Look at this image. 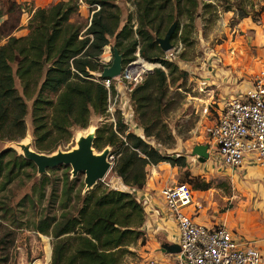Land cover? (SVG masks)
I'll return each instance as SVG.
<instances>
[{
  "label": "rangeland",
  "instance_id": "374dc122",
  "mask_svg": "<svg viewBox=\"0 0 264 264\" xmlns=\"http://www.w3.org/2000/svg\"><path fill=\"white\" fill-rule=\"evenodd\" d=\"M4 1L0 0V7H3ZM111 1L117 5L120 11L119 29L127 24L134 31L137 26L134 0ZM197 3L196 12L193 14L192 31L187 41L178 39V35L180 30L182 28L184 30L185 25L190 24V22H188L186 16L177 15L173 21V23H180L177 37L174 38L172 35L169 50L165 51L160 48L161 58L165 59L170 66L166 67L158 61L150 62L141 56L138 57L143 59L144 63L152 65L153 71L158 68L164 70L166 80L162 88L152 90L151 101L143 106V112L146 113L145 120L144 114L140 115V112L136 110L137 105L133 100L131 106L133 108V118L142 129V136L140 137L143 141L150 147L153 146L161 154L184 155L186 162L188 158L189 164L187 162L185 167L176 166L179 172L178 182H185L191 187H194L195 184L202 185L206 183L208 188L199 190L213 192L211 200L215 201L214 205L219 213H222L235 207L240 200L239 198H241L240 192L243 191L242 185L245 182L243 184L241 179L232 181L229 179L230 171L238 172L237 168L215 165V159L213 158H210L207 164H203L208 159L201 161L197 155L192 154L196 145H208L207 127L210 126L211 120L215 116L212 110L209 114L204 113L206 105L203 104V95L208 91L207 89L215 85L214 81L207 82L210 77L214 80L215 72L223 75L224 78H227L230 74L229 71H223L227 66L216 63L215 59L218 57L216 52L220 50V44L227 41V39H232V36H236L237 32L232 31V28L239 20L243 19L239 17L241 14L246 13V17H249L252 22L262 23V28H258L256 33L247 32L250 36L248 39L244 36L236 37L239 42L240 40H246L248 45V51H243L241 56H244V54L248 58L250 54L255 56L256 48L264 46V0H197ZM21 9L19 26L13 31L15 36L26 35L29 31L27 29L29 20L27 16L32 13L33 9H30L25 3L21 4ZM169 11L168 8L163 16L166 17ZM92 13V8L85 6L72 15L71 21L82 27L81 34L89 26ZM168 27L169 25L162 28V35H165ZM116 40L114 36L108 38V45L112 48V51L115 48L113 45L115 46ZM257 40H259V44ZM4 42L5 39H0V44ZM151 63L156 64V67ZM251 63H253L252 59ZM255 70L256 66L253 71L249 72V79H251ZM15 86L21 94L22 88L18 79L15 80ZM200 89H203V91H200ZM49 96L54 98L55 95L50 93ZM217 97L215 95V99ZM26 104L27 113L24 121L26 129L32 135V101L27 100ZM112 118L114 122L109 120ZM148 118L149 120H147ZM115 123L117 129V126H120L118 132L126 137L125 132L128 129L123 124L119 112H114L113 117L107 113L106 116L91 114L88 126L85 128L72 127L69 137L58 136L53 132L47 135L43 141L47 146L46 149H38L32 135V146L35 150L45 153L53 152L58 148L68 150L75 144L76 132H86L91 125L97 128L105 126L112 129V124ZM148 131L149 135L147 136ZM129 133L135 134V132L130 131ZM21 137L18 136L15 140H19ZM6 141L2 142V146ZM121 141V137L117 135L116 142L110 145L113 163L122 148ZM126 142L128 145L131 143L128 138H126ZM95 149L101 150L100 148ZM12 156L13 153H8L5 159H10ZM163 162L166 161L146 165L144 167L145 179L147 166ZM260 166L264 167V165ZM70 169L69 165H60L49 169L47 174L37 178L35 165L31 162L17 171L12 182L5 189L0 190V257L6 259V261L2 260L1 264H125L126 257L132 254L128 247L135 245L137 234L131 235L133 238L128 241V235L120 234L117 230H113L111 226L105 229L106 234L104 235L99 230H94L89 234L88 229H90V226L85 222L83 226L81 225L78 228L77 232L64 235L58 239H55L51 234L36 231L35 225L38 219L45 215L58 217L63 211L78 215L77 210L81 207L86 193L93 192L98 195L102 192L107 193L110 190L122 189L120 181L117 180V175L111 169L91 190L83 194L84 174L80 172L76 177L71 178ZM64 183H69V186L73 187L71 197L65 207L63 206L65 197L61 195ZM244 198L246 199V191ZM120 203L117 205L119 208L108 210L109 213L119 214V216L111 218L115 222V226L118 227L119 224L117 223L124 221L122 218L131 222L129 225L133 224V218L131 215L129 216V211L119 206ZM139 203L141 204V200ZM111 231L113 234H108ZM141 233H143L142 230L139 231V235ZM114 244L122 245L113 248Z\"/></svg>",
  "mask_w": 264,
  "mask_h": 264
},
{
  "label": "trees",
  "instance_id": "16d2710c",
  "mask_svg": "<svg viewBox=\"0 0 264 264\" xmlns=\"http://www.w3.org/2000/svg\"><path fill=\"white\" fill-rule=\"evenodd\" d=\"M83 1L92 8L93 13L89 26L82 34V27L71 21L72 15L79 9L78 0H59L48 7L34 9L27 24L29 31L23 36L13 35L20 23L21 5L15 0H5L3 7H0V39H5L0 44V190L12 182L17 171L31 163L11 149L3 150L5 142L2 146L5 140L12 141L18 136H24L27 100L32 101V135L36 148L46 149L43 141L53 132L58 136L69 137L72 127L88 126L91 114L106 116L107 90L94 80L92 74L101 70L97 59L103 47L109 44L108 38L114 36L117 39L113 47L122 54L123 62L135 58L134 53L138 49L139 55L145 60L170 66L161 58L156 39L164 36V26H170L177 15H183L190 24L180 30L178 39L187 41L198 5L197 0H134L137 26L133 31L127 24L119 29L120 11L113 1ZM168 8L170 11L166 18L163 14ZM246 16L243 13L239 17ZM179 29L180 23L177 22L174 38ZM16 79L20 81L21 94L15 86ZM165 80L164 70L154 69L131 94V100L137 105L136 110L140 115L144 114V120L146 113L143 112V106L151 101L152 90L162 88ZM50 93L55 95L54 98L49 96ZM117 127L118 131L120 126ZM126 135L131 143L124 145L121 141L122 148L112 170L127 186L136 189L143 187L146 165L160 161H166L172 166L187 165L184 155L161 154L140 136L132 133ZM146 135H149V131ZM116 139L113 129L98 127L93 145L94 148L101 149L106 145H113ZM8 153H13V156L6 160ZM72 188L69 183H64L62 187L64 207L69 202ZM207 188L206 183L192 187L194 190ZM119 203V206L129 211L133 224L129 225L131 222L122 218L124 221L117 223L118 227L115 226L111 218L119 214L109 211L119 208ZM77 214L63 211L58 217L45 215L38 219L35 229L58 239L77 232L85 222L90 226L89 234L99 230L104 235L108 226L120 234L128 235V241L133 238L131 235L137 234L138 238L142 234L139 235L138 228L143 221V209L129 192L110 190L98 195L86 193ZM108 234L113 233L111 231ZM119 245L122 244H114L113 248ZM2 260L6 261L0 257V264Z\"/></svg>",
  "mask_w": 264,
  "mask_h": 264
},
{
  "label": "built area",
  "instance_id": "2783aa9c",
  "mask_svg": "<svg viewBox=\"0 0 264 264\" xmlns=\"http://www.w3.org/2000/svg\"><path fill=\"white\" fill-rule=\"evenodd\" d=\"M78 2L81 4L84 1ZM134 56L126 62L122 59L118 75L103 78V69L109 67L113 60L112 48L107 44L97 59L101 70L93 75L94 80L100 81L107 90L106 113L113 117L114 112H119L128 129L125 133L130 131L142 136V129L133 118L131 94L153 72V68H144V60L138 58V49ZM211 110L215 116L207 127L208 160L213 158L215 165L233 169L241 167L246 161L264 165V65L253 73L246 90L223 99L219 104H206L204 113L209 114ZM109 120L114 122L113 118ZM112 129L121 137L123 144L128 145L126 137L117 131L116 123L112 124ZM117 177L122 185L119 191L125 189L136 194V188L125 185ZM160 195L177 225L180 251L174 253L173 264H264L263 255L251 240L235 236L223 224L207 226L195 220L194 215L187 211L193 203V190L187 183L175 182L164 186ZM194 213L196 215V210Z\"/></svg>",
  "mask_w": 264,
  "mask_h": 264
},
{
  "label": "crops",
  "instance_id": "0c3cea01",
  "mask_svg": "<svg viewBox=\"0 0 264 264\" xmlns=\"http://www.w3.org/2000/svg\"><path fill=\"white\" fill-rule=\"evenodd\" d=\"M15 1L20 5L25 3L34 10L39 7H48L59 0ZM85 6L88 7L83 2L79 4V9ZM261 25V22L255 23L249 17H245L233 26L232 31L237 32L236 36H232V39H227L220 44V50L216 52L218 57L215 59L218 65L221 63V66H227L223 71H229L230 74L224 78L223 75L215 72L214 80L211 79L212 77L207 80V82L214 81L215 85L207 89L205 94L203 93V104H219L223 99L248 88L249 72L253 71L255 66L257 69L264 65V46L256 48L255 56L252 54L249 58L246 54L241 56L243 51L247 50L248 45L246 40L239 42L236 37L244 36L248 39L250 36L247 32L256 33ZM257 42L259 44V40ZM251 59L253 63H251ZM147 66L152 65L146 64L145 69ZM217 76L220 77L217 78ZM215 95L218 96L217 99H215ZM206 100L207 102H205ZM207 161L209 162L206 160V163L203 164H207ZM187 162L189 164L188 158ZM237 169L238 172L230 171L229 179L231 181L241 179V182L243 184L245 182V184L242 185L241 198L235 207L219 213L214 205L215 201L211 200L213 192L192 189L193 203L187 207V211L194 215L196 221L204 225L223 224L235 236L251 240L264 258V167L246 161ZM178 178V167H173L167 162L147 166L143 187L137 189L136 194H132L138 203L141 200L143 221L138 230H142L143 233L137 238L135 245L128 247L132 254L126 257L125 264H173L174 253L167 252L164 245L177 244V225L173 215L163 203L160 189L178 182ZM117 180L120 181L118 177ZM123 191L126 192L125 189ZM245 191L246 199L244 198ZM195 210L196 215L193 214Z\"/></svg>",
  "mask_w": 264,
  "mask_h": 264
},
{
  "label": "water",
  "instance_id": "95a60500",
  "mask_svg": "<svg viewBox=\"0 0 264 264\" xmlns=\"http://www.w3.org/2000/svg\"><path fill=\"white\" fill-rule=\"evenodd\" d=\"M176 23H172L163 37L156 39L162 50L171 48L170 39L175 30ZM122 54L113 49V60L109 67H105L101 73L103 78L114 77L121 71ZM97 127L89 126L87 131H78L74 137V145L68 150L56 149L53 152L45 153L35 150L32 146V135L28 129L19 140L5 142L3 150L11 149L27 161L32 162L36 168V177L48 173L49 169L60 165L70 166V176L74 178L78 173L84 174L82 193L91 190L98 181H101L113 167V156L111 146L106 145L101 150L94 148V139ZM201 161L208 159V145H196L192 151ZM167 252L177 253L180 251L178 244H165Z\"/></svg>",
  "mask_w": 264,
  "mask_h": 264
},
{
  "label": "bare ground",
  "instance_id": "6f19581e",
  "mask_svg": "<svg viewBox=\"0 0 264 264\" xmlns=\"http://www.w3.org/2000/svg\"><path fill=\"white\" fill-rule=\"evenodd\" d=\"M103 58H104V60L107 59L106 54H104V57H103ZM146 64H147L146 62L144 63V61H142V65L144 66V68H145V65H146ZM154 67H156V64H154ZM146 68H147V69H151V66H147Z\"/></svg>",
  "mask_w": 264,
  "mask_h": 264
}]
</instances>
